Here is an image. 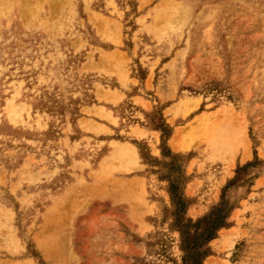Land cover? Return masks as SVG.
<instances>
[{
  "label": "rangeland",
  "instance_id": "374dc122",
  "mask_svg": "<svg viewBox=\"0 0 264 264\" xmlns=\"http://www.w3.org/2000/svg\"><path fill=\"white\" fill-rule=\"evenodd\" d=\"M185 251L264 264V0H0V264Z\"/></svg>",
  "mask_w": 264,
  "mask_h": 264
},
{
  "label": "trees",
  "instance_id": "16d2710c",
  "mask_svg": "<svg viewBox=\"0 0 264 264\" xmlns=\"http://www.w3.org/2000/svg\"><path fill=\"white\" fill-rule=\"evenodd\" d=\"M202 222H206V227H207L208 230H210L209 233L204 236V240L207 241L213 236L214 231L221 225V223L216 221V219H207V220H198L194 225L198 226ZM183 262L185 264H198L199 263V258H195V257L192 258L185 251V256H184Z\"/></svg>",
  "mask_w": 264,
  "mask_h": 264
}]
</instances>
